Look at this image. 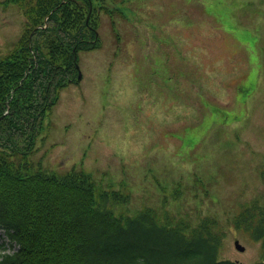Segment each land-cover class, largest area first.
<instances>
[{
	"label": "rangeland",
	"instance_id": "374dc122",
	"mask_svg": "<svg viewBox=\"0 0 264 264\" xmlns=\"http://www.w3.org/2000/svg\"><path fill=\"white\" fill-rule=\"evenodd\" d=\"M105 5L113 13L98 12L99 46L78 52L81 77L59 91L34 166L84 170L127 195L115 213L150 207L191 226L210 217L219 256L254 264L261 240L233 220L264 206V0ZM23 28L20 8L0 0V57Z\"/></svg>",
	"mask_w": 264,
	"mask_h": 264
},
{
	"label": "trees",
	"instance_id": "16d2710c",
	"mask_svg": "<svg viewBox=\"0 0 264 264\" xmlns=\"http://www.w3.org/2000/svg\"><path fill=\"white\" fill-rule=\"evenodd\" d=\"M105 2L4 0L24 28L0 57V227L17 245L0 251V264H244L219 256L223 235L210 217L191 226L150 207L115 213L127 195L82 169L58 173L30 159L59 91L78 81V52L99 46L98 10L113 13ZM233 222L261 240L254 264H264V206L241 208Z\"/></svg>",
	"mask_w": 264,
	"mask_h": 264
},
{
	"label": "water",
	"instance_id": "95a60500",
	"mask_svg": "<svg viewBox=\"0 0 264 264\" xmlns=\"http://www.w3.org/2000/svg\"><path fill=\"white\" fill-rule=\"evenodd\" d=\"M90 10V9H89ZM80 76V73L78 72V77ZM234 245H235V247L237 248V249H239V250H243L244 249V247L238 242V240H235L234 241Z\"/></svg>",
	"mask_w": 264,
	"mask_h": 264
}]
</instances>
